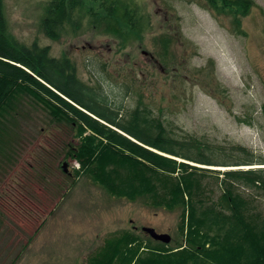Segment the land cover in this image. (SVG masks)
Wrapping results in <instances>:
<instances>
[{"label":"rangeland","instance_id":"1","mask_svg":"<svg viewBox=\"0 0 264 264\" xmlns=\"http://www.w3.org/2000/svg\"><path fill=\"white\" fill-rule=\"evenodd\" d=\"M50 1L3 0L10 34L69 57L78 77L112 105L125 112L147 106L176 138L201 142L214 159L264 160V0L245 14L217 12L206 0H118V16L127 4L137 31L126 40L108 32L109 2L101 0H84L61 36L49 38L42 18ZM165 35L172 37L166 52ZM33 107L0 153V264H90L124 231L151 237L145 227L180 242L179 209L156 207L147 196L117 197L88 173L76 175L79 163L65 157L68 143H78L74 131ZM250 167L264 164L210 166L208 179ZM242 189L264 214V189Z\"/></svg>","mask_w":264,"mask_h":264},{"label":"trees","instance_id":"2","mask_svg":"<svg viewBox=\"0 0 264 264\" xmlns=\"http://www.w3.org/2000/svg\"><path fill=\"white\" fill-rule=\"evenodd\" d=\"M101 1L109 2L108 32L122 34L124 40L137 35L127 4H121L124 12L118 16V0ZM206 2L221 13L245 14L255 5L253 0ZM83 3L51 0L42 18L45 34L58 39L71 11ZM100 19L95 18L96 25ZM234 22L240 25L237 17ZM123 26L130 29L124 32ZM171 40L169 35L161 37L165 52ZM32 104L51 123L74 131L78 143H68L65 157L79 163L76 175L88 173L117 197L147 196L156 207L181 211L176 246L124 231L107 239L89 258L90 264H264V214L242 189H264V167L215 171L216 182L208 179L210 166H251L264 160L214 159L201 142L176 138L147 106L125 112L112 105L78 77L69 57L52 56L49 46L27 45L10 34L0 0V153L19 136Z\"/></svg>","mask_w":264,"mask_h":264},{"label":"water","instance_id":"3","mask_svg":"<svg viewBox=\"0 0 264 264\" xmlns=\"http://www.w3.org/2000/svg\"><path fill=\"white\" fill-rule=\"evenodd\" d=\"M65 166V164H64ZM144 230L151 235L155 240L162 241L164 243H169L171 241V235L168 233H160L154 227H145Z\"/></svg>","mask_w":264,"mask_h":264}]
</instances>
